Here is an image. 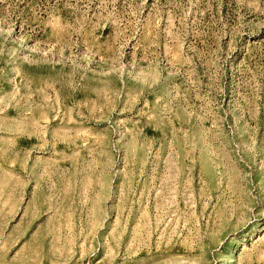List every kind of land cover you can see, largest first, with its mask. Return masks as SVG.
I'll list each match as a JSON object with an SVG mask.
<instances>
[{
    "label": "rangeland",
    "instance_id": "obj_1",
    "mask_svg": "<svg viewBox=\"0 0 264 264\" xmlns=\"http://www.w3.org/2000/svg\"><path fill=\"white\" fill-rule=\"evenodd\" d=\"M0 264H264V0H0Z\"/></svg>",
    "mask_w": 264,
    "mask_h": 264
}]
</instances>
